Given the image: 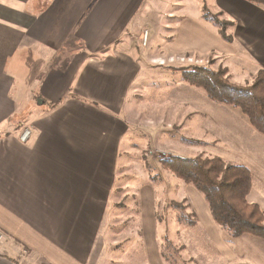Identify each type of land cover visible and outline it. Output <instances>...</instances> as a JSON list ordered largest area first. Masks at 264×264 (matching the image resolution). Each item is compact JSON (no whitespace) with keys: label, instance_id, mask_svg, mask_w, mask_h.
Returning a JSON list of instances; mask_svg holds the SVG:
<instances>
[{"label":"crops","instance_id":"1","mask_svg":"<svg viewBox=\"0 0 264 264\" xmlns=\"http://www.w3.org/2000/svg\"><path fill=\"white\" fill-rule=\"evenodd\" d=\"M149 1L0 0V264L112 262L108 251L122 241L112 237V210L133 187L119 164L135 135L136 97L146 79L208 58L237 84L264 71V8L211 0L235 48L205 31L204 57L194 58L191 3L174 0L162 13L161 0L153 9ZM156 19V46L169 41L168 55L143 44V25ZM228 114L211 129V156L250 171L247 201L264 212V137ZM24 127L31 134L20 142ZM158 174L164 186L176 179ZM144 187L137 207L149 253L156 248L149 218L155 195Z\"/></svg>","mask_w":264,"mask_h":264},{"label":"rangeland","instance_id":"2","mask_svg":"<svg viewBox=\"0 0 264 264\" xmlns=\"http://www.w3.org/2000/svg\"><path fill=\"white\" fill-rule=\"evenodd\" d=\"M149 2L153 9L156 0ZM210 2L187 0V4L191 3L194 58L204 57L200 47L205 31L217 32L231 49L235 48L231 38L233 34L225 28L228 23L211 13L208 7ZM174 3V0H161L157 8L163 13L173 9ZM153 16H156V12ZM214 19L226 25L222 28L214 23ZM157 27V19L143 25L147 49L168 55L169 41L162 40L161 45L156 46ZM217 62L220 63L212 58L194 60L191 67L216 71L224 66ZM164 70L160 74L155 72L154 78H147L136 97L132 121L135 135L119 164V173L128 176L133 187H130L127 199L114 205L112 210L111 220L115 223L112 225V237L121 238L122 241L114 242L120 246L108 251L112 258L109 264H264V240L249 235L231 238L213 222L202 196L192 186L177 178L175 181L171 179V183L167 181L164 186L158 174L164 170L159 165L161 159L166 156L212 157L209 145L213 139L211 129L215 130L216 122L220 121L222 115L236 112L246 120L237 109L210 101L201 89L184 82L179 70ZM219 108L230 111L221 112ZM162 146L163 149L160 148ZM172 146L181 152H171ZM144 185L148 195H155L154 205L149 206V218H153L155 223L156 248L149 253L144 246L140 224L141 205L137 207V200L140 202L139 189ZM153 187L156 188L153 190ZM2 240L3 236L0 235V242Z\"/></svg>","mask_w":264,"mask_h":264},{"label":"trees","instance_id":"3","mask_svg":"<svg viewBox=\"0 0 264 264\" xmlns=\"http://www.w3.org/2000/svg\"><path fill=\"white\" fill-rule=\"evenodd\" d=\"M244 1L264 8V0ZM214 23L222 28L226 25L219 24L215 19ZM180 72L184 82L201 89L210 101L240 111L250 127L264 137L263 70L258 71L251 83L244 86L233 84L223 67L214 71L194 66ZM61 104L62 101H59L51 105L50 110ZM159 164L202 196L213 222L231 238L249 235L264 240V212L258 205L247 201L251 175L246 167L203 155L193 158L169 156L161 159Z\"/></svg>","mask_w":264,"mask_h":264},{"label":"built area","instance_id":"4","mask_svg":"<svg viewBox=\"0 0 264 264\" xmlns=\"http://www.w3.org/2000/svg\"><path fill=\"white\" fill-rule=\"evenodd\" d=\"M143 38V44L145 43V33L142 36ZM31 134V130L29 127H24L20 130V132L18 133V138L20 142H26L27 139L30 137Z\"/></svg>","mask_w":264,"mask_h":264}]
</instances>
